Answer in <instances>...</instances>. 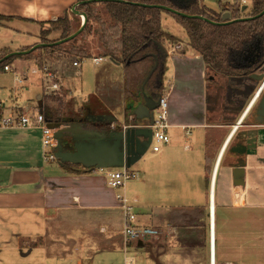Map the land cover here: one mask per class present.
I'll use <instances>...</instances> for the list:
<instances>
[{
    "label": "crops",
    "instance_id": "obj_1",
    "mask_svg": "<svg viewBox=\"0 0 264 264\" xmlns=\"http://www.w3.org/2000/svg\"><path fill=\"white\" fill-rule=\"evenodd\" d=\"M77 1L0 0V48L18 50L36 44L38 23L66 14L71 17ZM165 17L162 12L163 30L179 39L174 44L165 43L168 56L164 75L170 72L167 86L164 82L170 139L151 154L152 159L147 160L145 153L132 165L142 181L134 187L137 192L133 198L127 196L128 181L122 188H113L97 166L109 151V126L77 118L62 122L69 137L81 144L80 163L45 160L39 127H0V222H43L50 225L48 230L61 223L78 222L99 224L96 228L100 232L113 226L122 230L123 209L117 198L121 193L130 202L138 203L137 222L157 226L161 233L171 231L175 224L191 231V219L203 224L208 234L209 264L210 221L215 230L216 264H264V123L248 121L247 105L230 106L228 116L222 118V110L210 98L213 91L209 85L213 82L207 79L202 56L187 54L186 47H191L187 37L165 29ZM171 19L179 23L175 17ZM93 57H71L53 69L76 109L89 104V114L121 111L118 117L122 120L129 101L123 65L107 56L99 62ZM74 60L78 64L74 65ZM35 65L32 58H18L12 63L15 70L25 73V81L16 83L11 72L13 85L4 94L7 101L10 98L7 106L40 108L38 100L44 87L41 76L30 71ZM86 65L94 74L84 73ZM24 86H36L35 97L20 103L19 91ZM235 116H239L236 121ZM128 126L138 125H124ZM249 139L254 140L255 149L246 151ZM157 186L154 198L148 199L147 194L150 196ZM172 204L180 208L172 210ZM7 215L11 220L5 219ZM18 216L21 221H14ZM10 231L30 234L32 229L27 226Z\"/></svg>",
    "mask_w": 264,
    "mask_h": 264
},
{
    "label": "trees",
    "instance_id": "obj_2",
    "mask_svg": "<svg viewBox=\"0 0 264 264\" xmlns=\"http://www.w3.org/2000/svg\"><path fill=\"white\" fill-rule=\"evenodd\" d=\"M80 1V0H78ZM167 5L180 9L176 0H88L76 8L87 16L84 28L74 38L56 43L75 32L82 22L79 15L72 13L55 19L54 28L60 31L56 39L42 37L43 46L25 54L5 57L12 49L0 48V71L16 58L34 59L38 66L45 60L38 49L46 51L55 60L61 53L69 58L78 59L92 56H107L123 65L125 74V95L128 99L138 93L162 95L165 88L164 74L167 69V56L161 52L159 44L165 46L166 38L174 44L179 39L163 30L162 12L173 15L187 32L188 44L203 58L208 72L236 77L253 71L244 66L246 56L259 52L264 58V0H252L247 10H236L232 21L222 23V14L200 7L198 0L193 1L182 10L193 15H202L215 22L196 16H182L161 8ZM79 16V17H78ZM92 38V39H91ZM31 46L22 47L27 49ZM159 65L145 82V78L154 66L155 57ZM45 59V60H44ZM44 60V61H43ZM67 91L61 95L43 94L38 100L39 109L48 122L62 123L69 118L79 119L87 114L89 104L76 109L72 100L65 101ZM98 103V102H97ZM99 105H101L99 103Z\"/></svg>",
    "mask_w": 264,
    "mask_h": 264
},
{
    "label": "rangeland",
    "instance_id": "obj_3",
    "mask_svg": "<svg viewBox=\"0 0 264 264\" xmlns=\"http://www.w3.org/2000/svg\"><path fill=\"white\" fill-rule=\"evenodd\" d=\"M198 4L201 8L205 7L214 11H220V6L217 0H198ZM163 12L166 16L163 20L164 28L173 31V33L181 38H186L187 32L184 27L181 24L172 21L171 16L173 15L165 11ZM79 20V22H82V17H79ZM53 22L56 21L48 20L38 23L40 29L38 42H42V37L46 39H56L60 36V31L54 28ZM2 30L3 29H1V31ZM7 39L8 37L3 38V40ZM164 43L172 44L168 38H166ZM14 44L16 45L15 41L12 45L15 46ZM186 48L189 49L187 51L189 56L193 55L194 52L198 53L192 47ZM39 55L44 56L43 58L50 59L49 61L44 60L46 63H49L51 68L60 65L62 62H66L69 59L68 55L61 53L60 59L55 60L49 53H46V51L41 49H38L33 56L36 57ZM22 59L27 58L22 57ZM86 66L84 73L94 74L92 67L89 65ZM11 74L12 73L9 71H5V73L4 71H0V98L2 99H5L4 94L7 92L6 88L13 85ZM166 74L167 75H164V82L167 86V76L170 72ZM211 75H213L212 72H206L207 79H209ZM36 78L37 77L32 79L36 80ZM35 88L36 86H32V88L29 86L25 88L24 86L19 91L20 95L18 96V101L20 103H25L28 98L35 97L33 94L34 90H36ZM63 90L64 88L62 87L61 92H63ZM61 92L53 93L44 89L42 94L61 95ZM165 93L166 91L164 88L162 94ZM64 98L65 101H73L70 97ZM7 99L9 101L10 98L7 97ZM4 101L9 103L6 99ZM249 103L250 102H248V104ZM227 114L226 111H222V118L227 117ZM238 117L239 116H237V118ZM234 119H236V116ZM153 152L155 151L149 147L145 158L147 160L152 159L151 154ZM142 161H144V159ZM130 168L135 169L134 166H131ZM140 176L141 175L139 174L130 179L127 183V196L130 200L133 198V193L137 192V189H134V187L138 184H142V181H139ZM158 188L159 186L153 187V193L150 194V196L149 194L145 196L148 199L151 197L154 198ZM162 188L166 189V186H162ZM165 193L166 192H164V194ZM131 203L134 206L136 219L138 221V203L133 201H131ZM165 203L171 205L168 204V202H164V204ZM173 205L176 204H172V210H178V208H180ZM187 208L188 207H185V209ZM11 218V216L7 215L5 219L8 221L11 220ZM13 220L19 222L21 221V216H18V218H14ZM189 222L194 226L191 231L190 229L180 227V224H175L177 226L172 228L171 231H164L158 236L150 237L142 246L133 242L127 248L128 251H125L126 243L121 232V227L119 228L118 226H113V228H110L111 230H108L107 232H100L99 227L96 228V225L99 224L66 222L61 223L60 226L55 227V229L53 228V230H48L50 225L43 222H35L32 224H23L21 222H0V264H209L207 230L200 222L195 223L194 219H191ZM27 226L32 229V234L30 233L31 235L27 234L28 231L19 234L10 231V228L21 230L23 227L26 228ZM126 258H133V261L129 262Z\"/></svg>",
    "mask_w": 264,
    "mask_h": 264
},
{
    "label": "water",
    "instance_id": "obj_4",
    "mask_svg": "<svg viewBox=\"0 0 264 264\" xmlns=\"http://www.w3.org/2000/svg\"><path fill=\"white\" fill-rule=\"evenodd\" d=\"M88 0H80L77 1L73 7L72 11L77 15H82V23L81 26L72 34L69 36L57 40L56 43H63L66 42L75 36H77L82 29L84 28L87 16L84 12L78 10L76 7ZM193 1L195 0H179V8L167 6V5H159L161 8L168 10L170 12L182 15V16H196L201 17L207 21L215 22L214 20L209 19L208 17L202 16V15H193L189 14L182 9L189 6ZM247 5H244L242 7V10H246ZM264 13V9L261 12V14ZM222 23H228L232 21V17L230 12L226 11L222 14ZM161 52L164 54V56H168L167 48L161 44L158 43ZM44 43L38 42L31 47L27 49H18L10 51L8 54H6L5 57H9L11 55L15 54H25L29 53L41 46H43ZM246 56V59L248 56ZM155 57V63L154 66L151 68L149 73L147 74L145 78V82L150 78V76L153 74L155 69L159 65V59L157 55H154ZM260 58L259 52L254 53L251 58H248L249 63L244 64V66H251L257 63V61ZM113 60V59H112ZM114 62L118 63L117 61L113 60ZM258 67H261L263 72L259 79L263 77L264 74V61H261L258 65ZM255 74V73H254ZM126 110L123 114V119L120 120L118 115L121 114V111H116L115 113H103V114H85L82 117H80V120H90L94 125L96 126H103L107 125L109 126L107 129L108 135H107V141L109 144V151L105 156H103V160L100 161V164H97L98 167H131L135 162H137L149 149L152 135H153V129L151 126H148V124H152L154 122V116H155V109L159 105V98L155 99L151 94H148L146 92L138 93L136 97L132 98L129 101L127 100ZM262 105L264 106V99ZM131 122L134 123V125L138 126H128L124 127V125H128ZM48 125L54 129V134L57 139V146L55 149V156L56 159L59 161V163L68 161L71 163H80L81 160V144L76 141V139L70 138L68 134V128L67 126H63V123H56V122H48ZM114 125V126H112ZM139 245L142 246V242H139Z\"/></svg>",
    "mask_w": 264,
    "mask_h": 264
},
{
    "label": "built area",
    "instance_id": "obj_5",
    "mask_svg": "<svg viewBox=\"0 0 264 264\" xmlns=\"http://www.w3.org/2000/svg\"><path fill=\"white\" fill-rule=\"evenodd\" d=\"M217 2L220 6V11L217 12L223 14V12L228 11L232 15L234 11L238 9L242 10L244 5H247V9H249L252 0H217ZM80 16L83 19V16ZM103 57L104 56L95 55L93 59L95 62H99ZM73 63L74 65L78 64V60H74ZM4 70L14 74V80L16 83L21 84L25 81V73L15 70L12 63L5 65ZM30 71L41 76L43 87L46 91L53 93H60L62 91L63 86L60 82L59 74L55 69L50 67L48 62H43L41 67L36 63ZM263 85L264 82L255 93V97L261 92ZM250 104L247 108L250 107ZM168 117V98L166 94H162L159 97V105L155 109L154 122L148 124V126H151L153 129L150 144L153 151L160 150L170 139L168 134ZM0 127L41 128L45 160L52 161L56 159L55 149L57 146V139L54 134L55 131L48 125V121L45 119L43 112L37 106H19L18 104L7 106L6 102L0 98ZM99 169L105 172L107 184L113 188L124 187L127 181L139 174L138 171L132 170L130 167H101ZM117 198L123 209V226L121 232L126 243L125 251H128L127 248L133 242H136L139 245V242L141 241L144 245L146 240L150 237L161 234L159 227L141 225L137 222L134 206L123 194L118 193ZM211 244L212 243H210V245ZM126 260L132 262L133 258H126ZM210 264H213L211 260Z\"/></svg>",
    "mask_w": 264,
    "mask_h": 264
},
{
    "label": "flooded vegetation",
    "instance_id": "obj_6",
    "mask_svg": "<svg viewBox=\"0 0 264 264\" xmlns=\"http://www.w3.org/2000/svg\"><path fill=\"white\" fill-rule=\"evenodd\" d=\"M176 1L179 4V0ZM253 54L254 53H251L248 58H251ZM248 58H245L246 61L244 64L249 63ZM261 61H264V58L260 57L257 63L247 66L252 68L253 71L236 77H227L222 74L212 73L213 75H211L210 78L213 83L209 85V88H212L211 91L213 92H211L210 98L213 99L223 112L233 105H236V108H244L245 105L250 102L248 121L264 123V106L262 105L264 99V85L261 92L255 97V93L264 82V74L263 77L259 79L263 72L261 67H258ZM151 95L155 99L159 98L155 93ZM253 149H255L254 140L249 139L245 150L249 151Z\"/></svg>",
    "mask_w": 264,
    "mask_h": 264
},
{
    "label": "bare ground",
    "instance_id": "obj_7",
    "mask_svg": "<svg viewBox=\"0 0 264 264\" xmlns=\"http://www.w3.org/2000/svg\"><path fill=\"white\" fill-rule=\"evenodd\" d=\"M210 260L212 261L213 264H215V230L214 227L210 221Z\"/></svg>",
    "mask_w": 264,
    "mask_h": 264
}]
</instances>
